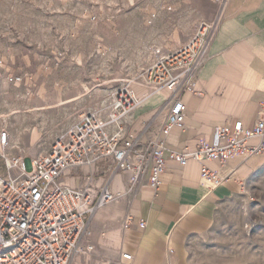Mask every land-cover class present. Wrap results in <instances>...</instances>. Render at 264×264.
Segmentation results:
<instances>
[{
    "label": "rangeland",
    "instance_id": "obj_1",
    "mask_svg": "<svg viewBox=\"0 0 264 264\" xmlns=\"http://www.w3.org/2000/svg\"><path fill=\"white\" fill-rule=\"evenodd\" d=\"M218 9L217 0H0V132L10 135L3 152L30 159L122 92L143 101L156 91L152 48L178 49ZM200 253L205 264H264V161ZM96 261L94 252L72 264Z\"/></svg>",
    "mask_w": 264,
    "mask_h": 264
},
{
    "label": "crops",
    "instance_id": "obj_2",
    "mask_svg": "<svg viewBox=\"0 0 264 264\" xmlns=\"http://www.w3.org/2000/svg\"><path fill=\"white\" fill-rule=\"evenodd\" d=\"M217 2L219 11L196 91L182 95L184 127L161 132L172 103L168 89L142 95L141 105L122 120L125 132L136 137L142 148L160 134L167 150L194 151L202 140L214 143L220 126L232 127L236 121L247 128L254 126L264 103V0ZM261 161L264 154L230 158L220 170L228 178L211 190L201 181L198 161L189 158L181 166L167 160L157 190L140 187L132 197L123 193L88 216L95 264H205L200 253L205 238L221 212L244 192L247 178ZM206 164L219 169L215 162ZM94 169L75 167L59 183L100 187L107 182L109 163H98ZM0 173H4L1 157ZM128 180L129 174L122 173L111 184L127 189ZM125 219L130 220L128 227ZM123 253L133 258L126 259Z\"/></svg>",
    "mask_w": 264,
    "mask_h": 264
},
{
    "label": "built area",
    "instance_id": "obj_3",
    "mask_svg": "<svg viewBox=\"0 0 264 264\" xmlns=\"http://www.w3.org/2000/svg\"><path fill=\"white\" fill-rule=\"evenodd\" d=\"M213 31V24L202 22L178 49L152 48L149 81L155 90L168 89L171 93L169 115L161 127L164 134L175 126L184 127L186 104L182 95L196 91ZM141 102L132 92H122L111 107L83 116L57 137L49 151L30 159H10L3 152L10 135L6 130L0 132V157L5 168L0 173V264H72L78 256L89 260L96 246L90 240L88 216L123 193L132 197L140 187L157 190L167 160L181 166L189 158L198 161L201 181L213 190L228 178L220 171L227 160L264 154V103L252 128L242 121L232 127L220 126L214 133V143L202 140L194 151L178 152L167 150L160 134L142 148L136 137L125 132L122 120ZM252 139L259 141L250 144ZM206 161L217 163L219 169H212ZM98 163H109L104 185L73 188L59 183L66 171L83 166L95 172ZM122 173L129 174L127 189L111 184ZM129 224L125 219L124 226ZM123 257L133 258L128 253Z\"/></svg>",
    "mask_w": 264,
    "mask_h": 264
}]
</instances>
